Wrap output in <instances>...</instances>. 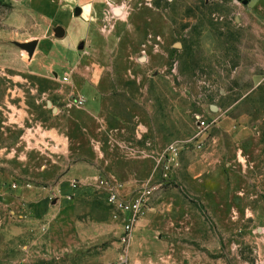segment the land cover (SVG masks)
Segmentation results:
<instances>
[{"label": "rangeland", "instance_id": "rangeland-1", "mask_svg": "<svg viewBox=\"0 0 264 264\" xmlns=\"http://www.w3.org/2000/svg\"><path fill=\"white\" fill-rule=\"evenodd\" d=\"M242 1L0 0V264H264V0ZM104 180L154 189L127 244Z\"/></svg>", "mask_w": 264, "mask_h": 264}, {"label": "built area", "instance_id": "built-area-1", "mask_svg": "<svg viewBox=\"0 0 264 264\" xmlns=\"http://www.w3.org/2000/svg\"><path fill=\"white\" fill-rule=\"evenodd\" d=\"M200 127L207 129L210 127V122L201 121ZM169 151L175 153L177 147L171 146ZM103 188L109 191L107 203L114 211V219L117 221L122 229L121 239L123 244H127L131 241L136 227L140 223L142 217L145 215L149 208V200L154 189L149 187L143 191L138 192L131 197L122 196L114 187H111L109 182L104 180L101 183ZM73 189H78L76 182L72 184ZM76 196H70L69 199Z\"/></svg>", "mask_w": 264, "mask_h": 264}, {"label": "water", "instance_id": "water-1", "mask_svg": "<svg viewBox=\"0 0 264 264\" xmlns=\"http://www.w3.org/2000/svg\"><path fill=\"white\" fill-rule=\"evenodd\" d=\"M242 3L244 5H248V1L247 0L242 1ZM81 11L82 10L80 8H78L76 10L75 15L78 17L81 14ZM56 35H57L58 38L62 39V38L65 37L66 31L63 28H58L56 30ZM16 45L20 49L26 51L29 54L30 59H32L34 57V55H35V52H36L37 47L39 45V42L38 41H33V42H29V43H16ZM78 48H79V50H83L85 48V43L84 42L80 43ZM48 105L52 106V103L49 102Z\"/></svg>", "mask_w": 264, "mask_h": 264}, {"label": "crops", "instance_id": "crops-1", "mask_svg": "<svg viewBox=\"0 0 264 264\" xmlns=\"http://www.w3.org/2000/svg\"><path fill=\"white\" fill-rule=\"evenodd\" d=\"M248 1V0H247ZM248 5H249V1H248ZM247 5V6H248ZM39 46V45H38ZM79 47V46H78ZM37 49H38V47H37ZM37 51V50H36ZM36 53V52H35ZM80 177V176H79ZM89 177H90V175H89V173H83L82 174V176L80 177L82 180H84V182H88L90 179H89ZM74 178H78V173H77V171H75L73 168L69 171V172H67V175L62 179L63 181H65V180H72V179H74ZM70 197V196H69ZM78 198H80L79 197V195H77L76 194V197L75 198H72V199H69L68 198V200L69 201H77L78 200Z\"/></svg>", "mask_w": 264, "mask_h": 264}, {"label": "bare ground", "instance_id": "bare-ground-1", "mask_svg": "<svg viewBox=\"0 0 264 264\" xmlns=\"http://www.w3.org/2000/svg\"><path fill=\"white\" fill-rule=\"evenodd\" d=\"M117 14L119 15V12H117Z\"/></svg>", "mask_w": 264, "mask_h": 264}]
</instances>
